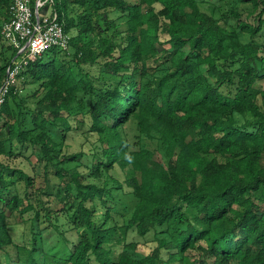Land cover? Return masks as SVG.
<instances>
[{
    "label": "trees",
    "instance_id": "1",
    "mask_svg": "<svg viewBox=\"0 0 264 264\" xmlns=\"http://www.w3.org/2000/svg\"><path fill=\"white\" fill-rule=\"evenodd\" d=\"M205 4L46 1L69 44L0 107V264H264V0Z\"/></svg>",
    "mask_w": 264,
    "mask_h": 264
},
{
    "label": "built area",
    "instance_id": "2",
    "mask_svg": "<svg viewBox=\"0 0 264 264\" xmlns=\"http://www.w3.org/2000/svg\"><path fill=\"white\" fill-rule=\"evenodd\" d=\"M46 1H10L9 17L2 24L1 35L16 50V55L0 87V107L10 87L17 84L22 66L50 47L65 49L69 44V34L65 32L62 23L55 15L51 16L49 10H45Z\"/></svg>",
    "mask_w": 264,
    "mask_h": 264
},
{
    "label": "rangeland",
    "instance_id": "3",
    "mask_svg": "<svg viewBox=\"0 0 264 264\" xmlns=\"http://www.w3.org/2000/svg\"><path fill=\"white\" fill-rule=\"evenodd\" d=\"M207 1L209 2L208 5L205 4L207 8H210V4H212V3H216V4L219 3V0H207ZM239 6L244 7V5L242 3L239 4ZM49 9H50V7H49ZM6 11H7V9L5 7H3V8L1 7L0 14L2 15ZM2 49H3V53H5V55H9L11 52V49L8 48L6 41L2 37H0V50H2ZM254 86L257 88H264V78L257 80L256 83L254 84ZM30 87H32V85H27L26 89H30ZM127 132H128V136H129L130 141H132L134 139L133 135L135 133V129L129 127V128H127ZM82 141H83V138L80 134L73 133L72 135L69 136V139L67 140L66 151L76 152V151L80 150L82 148V146H81ZM144 141L146 142V145H148V146L150 145V147L156 146L154 139L145 138ZM30 159H31V161H30ZM34 161H35V157L31 156L29 158V160L25 159L23 162H20V163L18 162V160H15V159L10 161V162L12 164H15L18 166L20 165V167H23V169L25 171L31 173L32 172L31 164L34 163ZM22 230H25L23 225H18L17 227H15V229L13 230V237L15 240L21 241L19 236H20V233ZM133 238H136L139 241L137 250H135V253L138 255L140 253L142 254V253L147 252L150 249V246L154 244V242L151 239L152 238L151 234H147L144 236L137 235V236H134Z\"/></svg>",
    "mask_w": 264,
    "mask_h": 264
},
{
    "label": "crops",
    "instance_id": "4",
    "mask_svg": "<svg viewBox=\"0 0 264 264\" xmlns=\"http://www.w3.org/2000/svg\"><path fill=\"white\" fill-rule=\"evenodd\" d=\"M45 10H50L49 8H45Z\"/></svg>",
    "mask_w": 264,
    "mask_h": 264
}]
</instances>
